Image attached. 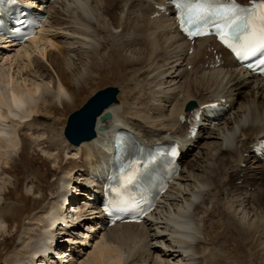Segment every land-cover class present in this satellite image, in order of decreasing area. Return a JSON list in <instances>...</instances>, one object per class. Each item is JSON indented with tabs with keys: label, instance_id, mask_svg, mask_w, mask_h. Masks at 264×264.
Masks as SVG:
<instances>
[{
	"label": "bare ground",
	"instance_id": "obj_1",
	"mask_svg": "<svg viewBox=\"0 0 264 264\" xmlns=\"http://www.w3.org/2000/svg\"><path fill=\"white\" fill-rule=\"evenodd\" d=\"M166 1L55 0L46 4L49 15L39 35L18 48L8 47L12 53H3L1 48L5 47H0L1 234L8 228L6 217H11L10 213L17 216L23 208L9 211L2 204L4 195L12 191L7 186L8 164L26 138L21 130L26 127L34 133L40 128L42 134H53V121H37L43 110L52 111L55 104L68 103L96 70L98 76L107 71L121 76L129 69L132 79L144 75L142 89L135 98L113 102L103 111L96 120V136L92 140L73 145L62 139L72 154L65 161L67 167L59 169L61 201L66 192L74 193V189L69 191L71 183L85 179L91 170L96 172L90 162L104 160L113 150L110 143L119 127L131 130L148 144L168 142L189 134L188 126L178 121L180 114L191 116L190 110L184 109L187 102L193 101L194 109L224 98L220 104L231 106L216 123L201 125L194 140L186 138L184 145L188 146L180 160V172L159 200L158 207L164 209L160 210L162 216L156 211L140 224L101 227L98 211L78 207L76 215L81 216L83 211L89 214L83 225L103 235L89 251L87 264H216L222 255L220 248L226 244L218 238L228 234H234L236 243L254 238L264 245V162L255 158L252 151L253 145L264 139V78L245 71L228 52L217 48L211 37L198 39L191 46L178 32L172 16L151 17L158 11L156 5ZM211 48L221 54L219 68L213 66ZM189 49L193 51L189 53ZM221 67L224 72H217ZM242 93L236 107V97ZM106 111L112 116L102 121ZM199 140H205L204 144L200 145ZM45 142L48 151L60 149H56L55 156L52 153L55 159L66 150L54 138ZM193 147L211 148L201 160L198 155L191 158ZM84 181L89 187L96 185L92 180ZM36 189L34 184L26 187L31 194ZM88 195L87 199L91 193ZM52 199L41 212V230L29 252L17 251L14 260L6 259L4 264H73V260H65V254L57 256L50 249L55 241L66 243V238L78 244L73 246L75 252L85 253L86 237L77 236L74 228L63 239L67 227L72 228L73 219L60 208L61 201ZM34 220V214L25 217L20 240ZM59 224L62 225L58 227ZM88 233L83 232L85 236Z\"/></svg>",
	"mask_w": 264,
	"mask_h": 264
},
{
	"label": "rangeland",
	"instance_id": "obj_2",
	"mask_svg": "<svg viewBox=\"0 0 264 264\" xmlns=\"http://www.w3.org/2000/svg\"><path fill=\"white\" fill-rule=\"evenodd\" d=\"M162 56H164V54H162ZM116 64H118L119 67L118 59ZM190 65L188 64L187 70L191 69ZM128 70H125L121 76L120 74L117 75L116 73L111 71L103 72L100 76H98L95 74V72L98 71L96 70L93 74H91V77L89 79L81 83L68 103L55 104L52 111L43 110L41 112L42 114L37 116V121L47 123L53 121V134H42L43 131L40 128H37L38 131L34 133L32 129L27 130L26 127L21 130L22 133L24 132L23 134L26 135V138L22 144L23 146L19 148L17 153L13 154V160L10 164H8L10 169H8L9 177L6 176V178L9 180L7 182V186L12 189V191L4 195L2 204L4 208H7V210L9 211H15L16 208L18 210L19 207L23 208H21L22 211L17 216L12 217V213H10L11 217H6L5 222L8 225L7 231L3 234L0 233V264H4L5 260L9 258L10 260H14L13 255L17 251L26 253L29 252V250L31 249L30 247L32 246V244H34L33 242L38 239L37 237L40 233L41 225L43 223L40 222L41 217L44 214L41 212H44V210L46 209L45 206L46 204H48V199L53 198L56 203H60L61 201V196H58L61 189V186L59 185L60 181L58 179V177L60 176L59 169L61 166L62 169L67 167V165H65V161H67L68 157L72 154L70 148L64 146L62 142V139H64L63 128L65 126L67 116L71 112L79 108L96 90L108 85H114L118 87L119 103L128 102V100L131 101L132 98H135V95L142 89L141 78L144 75H141L140 77L137 76L132 79V74L128 73ZM117 71L119 72L120 69L117 68ZM220 71L221 69H219V71L217 72ZM223 72L224 68L222 69L221 73ZM247 91L248 90H246L244 93H247ZM244 93L236 97V107L238 106L237 102L241 99ZM233 116L234 115L231 114V118ZM35 136L38 137L36 138ZM35 138L37 141L35 140ZM50 138L59 140L62 147H66V150L64 149L61 156L56 159L54 158V156L58 153L57 150H59L60 152V149L53 148L52 150H47V142L45 141H47V139L49 141ZM212 140H214V138H211V141ZM39 141H43V143L41 142L40 144ZM199 142L201 145L204 144L205 140H199ZM210 148L211 147H208L207 149V147H204L202 149L195 147L194 151L192 152L191 158L196 159L194 157L198 155L202 160L203 157L206 156ZM45 150L49 153H47ZM18 153L20 154L19 157H17ZM52 153L54 156L52 155ZM197 158L199 159V157ZM78 173L79 172L75 174L73 173V176L78 175ZM28 183L37 186L35 194H31L30 192L26 191L27 185L29 186ZM39 197L41 198L40 200ZM78 198L83 199L82 196H79ZM160 210L164 209L160 207L157 208V212H159V215L162 216L163 213ZM32 214H34V218L36 220H34L31 226L27 227L23 239L20 240V237L23 234V225L21 223H23L25 217H28ZM87 229L88 226L86 224L84 225V227L83 224H80L78 228L75 229V232L78 235L83 236V238L86 237V242L88 245L84 249L85 253H81L83 255H81L80 259L77 262L74 261L73 264H87L86 260L89 251L93 249V246L95 245L94 243H96L97 239L99 240L101 238L100 236H103L102 234L99 235L97 232L94 233ZM86 231L89 232V236L82 235L83 232ZM218 240L222 244H226L224 246L222 245L223 247L221 246L220 251L222 252V255L220 254L221 258L216 264H264V245L254 240V238H251L248 242L236 243L235 240H237V238L234 236V234H228L224 238H218ZM218 240L215 239V241L217 242ZM77 245L78 244H76L75 246Z\"/></svg>",
	"mask_w": 264,
	"mask_h": 264
},
{
	"label": "snow or ice",
	"instance_id": "obj_3",
	"mask_svg": "<svg viewBox=\"0 0 264 264\" xmlns=\"http://www.w3.org/2000/svg\"><path fill=\"white\" fill-rule=\"evenodd\" d=\"M182 15L194 27L189 34L202 36L214 28L220 40L235 52L239 59L264 55V0L251 8L242 7L236 0H176ZM23 23V22H21ZM17 31H19L17 29ZM264 63V61H262ZM132 177L126 182L131 183Z\"/></svg>",
	"mask_w": 264,
	"mask_h": 264
},
{
	"label": "water",
	"instance_id": "obj_4",
	"mask_svg": "<svg viewBox=\"0 0 264 264\" xmlns=\"http://www.w3.org/2000/svg\"><path fill=\"white\" fill-rule=\"evenodd\" d=\"M119 89L115 86H107L95 92L76 111L72 112L63 130L64 137L74 145H79L95 137V123L99 115L102 114L113 102H118L116 98ZM111 117L109 111L104 112L101 120ZM103 129V126L100 127Z\"/></svg>",
	"mask_w": 264,
	"mask_h": 264
}]
</instances>
